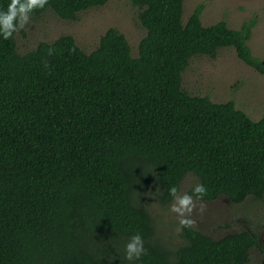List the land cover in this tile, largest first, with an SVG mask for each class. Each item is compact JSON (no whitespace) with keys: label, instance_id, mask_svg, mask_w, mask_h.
I'll use <instances>...</instances> for the list:
<instances>
[{"label":"trees","instance_id":"16d2710c","mask_svg":"<svg viewBox=\"0 0 264 264\" xmlns=\"http://www.w3.org/2000/svg\"><path fill=\"white\" fill-rule=\"evenodd\" d=\"M107 1L48 0L30 16L75 20ZM183 1L132 0L145 28L136 56L114 27L90 52L63 34L20 53L15 33L0 35V264H248L264 251L245 229L215 238L193 225L164 243L143 199L168 205L187 174L204 201L264 197V114L182 88L191 57L223 47L264 73L253 21L203 25L198 4L182 23ZM137 233L146 254L129 261Z\"/></svg>","mask_w":264,"mask_h":264},{"label":"rangeland","instance_id":"374dc122","mask_svg":"<svg viewBox=\"0 0 264 264\" xmlns=\"http://www.w3.org/2000/svg\"><path fill=\"white\" fill-rule=\"evenodd\" d=\"M198 4L202 5L203 25L224 20L229 27L238 29L245 21H253L248 45L252 55L264 65V0H184L182 23ZM138 11L132 0H108L101 6L79 12L75 20L61 19L47 9L38 17L30 16L25 28L15 32L16 47L24 53L39 41H52L69 34L79 47L90 52L104 31L114 27L125 36L132 56H136L138 43L145 35ZM182 88L190 94L208 95L215 102L231 99L253 120L264 114V73L242 61L232 47L220 48L215 58L192 56L182 72ZM195 181L194 175L187 174L180 184L179 194L185 193ZM143 199L156 219L161 241L178 243V217L170 210L175 201L162 206L152 195L145 194ZM204 202L206 211L202 215L193 214L195 228L215 238L245 229L258 234L264 243V197L261 200L249 197L239 204L225 196ZM248 264H264V251L252 249Z\"/></svg>","mask_w":264,"mask_h":264},{"label":"clouds","instance_id":"9594fccd","mask_svg":"<svg viewBox=\"0 0 264 264\" xmlns=\"http://www.w3.org/2000/svg\"><path fill=\"white\" fill-rule=\"evenodd\" d=\"M48 0H10L6 11H0V35L5 40L11 39L13 33L25 28L29 23L30 14L36 9H42ZM51 49L49 54H51ZM45 62V67H47ZM169 194L174 198V203L170 206V210L177 214L178 231L183 228H191L195 224L193 214L202 215L207 208L204 197L207 189L203 184H196L192 193H178L176 186L169 188ZM143 238L139 233L133 235L125 246L126 259L131 261L139 259L141 255L146 254Z\"/></svg>","mask_w":264,"mask_h":264}]
</instances>
